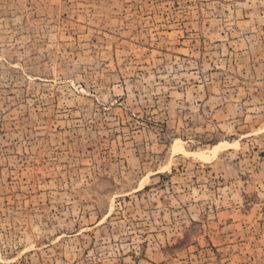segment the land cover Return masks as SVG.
<instances>
[{
    "label": "rangeland",
    "instance_id": "obj_1",
    "mask_svg": "<svg viewBox=\"0 0 264 264\" xmlns=\"http://www.w3.org/2000/svg\"><path fill=\"white\" fill-rule=\"evenodd\" d=\"M0 264H264V0H0Z\"/></svg>",
    "mask_w": 264,
    "mask_h": 264
}]
</instances>
